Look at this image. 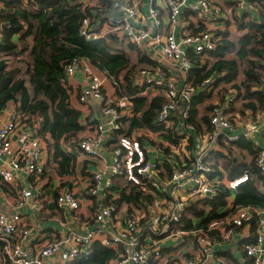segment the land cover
<instances>
[{
    "label": "built area",
    "instance_id": "built-area-1",
    "mask_svg": "<svg viewBox=\"0 0 264 264\" xmlns=\"http://www.w3.org/2000/svg\"><path fill=\"white\" fill-rule=\"evenodd\" d=\"M90 1L78 0L87 8ZM101 1L110 12L93 9L91 15H85L81 34L90 41L108 40V37L125 40L151 56L155 65L137 70L130 79L142 87L141 94L164 97L157 115L160 128H137V131L157 132L166 137L169 144L157 143L144 134H119L126 116L107 95L106 78L92 71L95 66L89 59L74 57L65 66L70 93L77 88L71 84V78L82 71L86 85L79 93V101L97 102L106 117L105 121L97 122L93 132L78 139L79 149L89 156L99 157L118 133L110 166L93 173L88 193L91 197L105 198L108 191H113L117 197L110 203L99 200L95 204L92 218L95 226L74 223L61 236L48 237L37 246H31L32 229L19 211H0V243L5 264H70L89 254L93 245L100 242L103 228L118 219L120 189L130 184L150 194L153 201L144 197L141 206H130L122 201L130 206L122 224L101 240L102 244L116 250L109 264H227L225 258L217 255L214 245L232 243L238 234L249 239L243 244L246 255L243 263L249 260L251 264H264V208L234 204L233 192L250 180L249 174L230 177L210 159L211 150L222 143L231 147L242 140L248 141L256 150L255 165L264 181V108L261 114L247 108L245 116L241 117L235 109L240 98L233 88L215 101L209 125L203 124L198 129L188 120L194 97L200 93L210 94L215 86L213 75L198 84L188 80L194 67L193 55L201 58L217 48L221 40L218 30L223 28L233 8H224L218 0H195L190 10L198 22L197 30H192L182 15L187 0H164L168 10L166 21L156 6L157 0H150L146 13L140 11L134 0ZM233 2L240 14L247 10L259 14L253 0ZM165 23L172 27L180 25V37L173 31L164 32ZM2 31L0 29V41ZM34 128L27 115L18 110L0 125V177L4 182L14 184L20 172L36 179L45 175L49 149ZM184 141L190 143L187 152L181 151ZM147 142L160 147L165 158L150 155ZM115 178L122 180L123 185L116 187ZM226 189L230 191L222 212H227L226 215L215 218L209 211L194 219L193 207L214 199ZM41 194L40 190L34 194L32 188L22 187L17 207L34 205L33 201ZM57 204L65 211L81 209L80 199L70 188L58 194ZM153 206L157 207L156 211ZM166 242H171L174 255L165 256ZM190 251L193 254L188 257Z\"/></svg>",
    "mask_w": 264,
    "mask_h": 264
},
{
    "label": "trees",
    "instance_id": "trees-1",
    "mask_svg": "<svg viewBox=\"0 0 264 264\" xmlns=\"http://www.w3.org/2000/svg\"><path fill=\"white\" fill-rule=\"evenodd\" d=\"M253 1L259 14L248 10L240 14L234 10L237 28L243 33L232 36L227 27L219 29L221 40L209 53L211 60L201 64L199 56L193 55L194 67L187 78L198 84L213 75L215 87L232 84L243 96L244 106L257 110L264 108V0ZM93 9L84 7L78 0H28L27 3L24 0H0V23L5 26L0 41V113L12 101L28 120L33 116L41 119L40 135H50L47 139L48 165L54 166L60 175L75 171L76 155L65 148L66 141L71 137L78 138L86 129L80 120L81 112L71 103L66 82L65 66L74 57L89 59L113 80L119 96L131 97L135 116L131 120L129 134L137 128H160L157 115L164 97L142 95V87L130 79L139 67L154 66L155 61L132 43L128 48L136 52L135 62L126 49L113 47L105 38L85 39L81 34L82 19L91 15ZM13 55L17 59L11 64L6 58ZM240 73L244 78L239 83ZM213 94L200 93L193 99L188 120L198 129L203 124L209 125L212 105H207L206 100ZM118 133H122L121 130ZM239 145L256 154L248 141L242 140ZM226 159L230 177L248 173L250 178L236 190L234 204L264 208V191L258 185L263 177L255 161ZM229 195L230 191L226 189L204 202L213 210L212 213L216 211L215 218L227 214L219 213L217 209L227 205ZM144 197L149 202L153 201L150 194L130 184L120 189L118 202L141 206ZM204 211L202 208L193 213L200 215ZM115 255L114 248L96 242L89 254L70 264H109ZM247 264H251L249 260Z\"/></svg>",
    "mask_w": 264,
    "mask_h": 264
},
{
    "label": "crops",
    "instance_id": "crops-1",
    "mask_svg": "<svg viewBox=\"0 0 264 264\" xmlns=\"http://www.w3.org/2000/svg\"><path fill=\"white\" fill-rule=\"evenodd\" d=\"M140 9V11L146 13L150 7V0H134ZM164 0H157L156 6L160 10V14L164 21H166L168 10L164 5ZM195 0H187L186 4L182 7V15L186 18V20L192 26V30H197V22L198 19L195 14H193L190 10V6L194 3ZM223 4L224 8L231 9L233 8L232 14H228L227 19L224 21L223 29L228 28L232 31V27L237 23L235 20L234 10L237 11L236 5L233 0H218ZM25 3L28 0H24ZM90 8L97 9L100 13H109L110 9L107 4H103L101 0H91ZM239 13V12H237ZM242 14V13H241ZM237 15V14H236ZM164 32H175L177 37H180V25L177 24L176 27H172L170 25L164 24L162 28ZM238 29V28H237ZM238 35H241L243 31H239ZM110 44L116 48H124L126 49L132 58V61L135 62L137 60V54L134 50L128 48V42L119 41V40H111L108 37ZM9 63H14L17 59L16 56H9L6 58ZM10 64V65H11ZM9 65V66H10ZM92 71L96 74H100L106 78L105 82V91L108 96H110L120 108L122 114L126 116L124 123L122 124L121 132H129V128L131 125V120L135 116L134 104L132 99H123L124 96H119L117 93L116 85L113 80L109 78L103 71H101L97 67H93ZM71 84L76 85V89H74L70 94L71 103L75 108H77L81 112V122L85 125L86 129L79 135L78 138L71 137L66 141L65 148L68 151L73 152L76 155V163H75V171L72 174L60 175L54 166H50L47 163L45 175L39 179L28 175L26 173H19L17 175V180L14 184H8L4 182L0 177V211H5L8 213L19 211L23 220L28 224V226L32 229V235L30 240L31 246H37L41 244L43 240L48 237H53L54 235L61 236L64 234V231L74 223L84 224L88 223L90 226H95L96 223L92 220L93 218V210L95 204L100 200L106 203H110L113 201L117 195L113 193V191H108L104 197H91L88 193L93 173L98 170H107L111 163V151L115 145V141L117 138L116 134L114 139L111 140L106 147L104 148L102 155L99 157H92L85 153H83L78 147V139L85 136L86 134L93 132L95 125L99 120L104 121L105 115L103 114L100 105L93 101L88 103H82L79 101V93L83 87L86 85L85 74L82 71H77L73 77L71 78ZM143 95V94H142ZM147 96V95H145ZM129 97V96H127ZM150 97V96H149ZM211 101L217 99V96L213 94L212 97L209 98ZM17 105L14 102H8L5 108L0 113V125L4 122L7 117L13 115L17 110ZM30 123L34 125V129L39 133V129L41 127V119L39 117H31ZM204 128V127H202ZM133 132V133H132ZM132 134H144L153 138L157 143L164 144L167 146L169 141L163 135L149 131V130H139L134 129ZM40 134V133H39ZM42 136V135H41ZM45 141V146L48 147L47 139H49L50 135L47 134L46 137L42 136ZM147 148L149 150L150 155H159L161 159L165 158V153L158 146L152 145V143L147 142ZM190 143L184 141L182 143L181 151L187 152ZM187 146V147H186ZM235 149L237 153H234L232 149ZM243 147L239 145V143L227 146L222 143L219 148H215L211 150L210 159L215 163V166L218 168H222V171L229 175L228 168L226 167V158L236 159L239 162L244 161V157L241 154L244 152ZM183 156H187V154H182ZM235 156V157H234ZM1 164V160H0ZM118 178L114 179V182L118 183L116 187L123 185L122 180H118ZM260 188L264 191V181L261 180L258 182ZM22 187H30L32 188L33 193L35 194L38 190L42 192L41 197L34 200V205H25L22 207H17V203L19 200V193ZM65 188L72 189L78 198L80 199L81 209L75 212L65 211L59 208L57 204L58 194ZM115 191V190H114ZM234 196L236 194V190L233 192ZM229 201V197L227 199ZM209 209H205V211L196 215L194 219L198 220V218L203 217L207 212H213V210L208 206ZM119 215L118 219L113 224L107 225L103 228L101 234L99 235V240L101 242L106 236L110 234L116 227L120 226L123 222L124 216L129 210L130 206L121 202L118 205ZM153 210H157L156 206L152 207ZM226 209L225 206L217 209L219 213H222ZM216 213V211H214ZM214 213V214H215ZM246 240H249L248 237H242L241 234L235 236L232 243H217L214 245V250L219 257H223L226 259L227 264H246L243 263V258L246 256L245 251L243 249V244ZM171 242L165 243V256L174 255L173 248L170 246ZM115 247V246H114ZM116 248V247H115ZM187 256H191L193 253L188 252ZM0 264H5L3 254L1 252V243H0Z\"/></svg>",
    "mask_w": 264,
    "mask_h": 264
},
{
    "label": "rangeland",
    "instance_id": "rangeland-1",
    "mask_svg": "<svg viewBox=\"0 0 264 264\" xmlns=\"http://www.w3.org/2000/svg\"><path fill=\"white\" fill-rule=\"evenodd\" d=\"M231 29H232V31H231L232 36H235L238 33H241L236 28V25H234ZM115 39L116 38L113 37V40H115ZM125 42L127 43V41H125ZM199 59L201 61L200 62L201 64H204L208 59L211 60V58L209 57V54H206V55H204L203 57H201ZM145 67H150V66H141L137 70H140L141 68H145ZM243 78H244L243 73H240L239 78H238V82L240 83ZM233 88L234 87H232V84H220L219 86H216V87L214 86V89L212 90L211 93H214L217 96V99L214 100V102L211 101L210 99L206 100L207 105L208 104H211L213 106L214 103H215V101L218 102L219 100H221L223 98V95L225 93H228L229 90H231ZM234 89L237 90V88H234ZM237 92H238V90H237ZM238 96H239L240 99L236 102L235 109L239 110V114L241 115V117H243V116H245V113L244 112H245V110L247 108L244 106L243 96L242 95H239V92H238ZM212 106H211V108H212ZM211 108H210V110H211ZM210 110H208V111H210ZM250 110H252L253 113H257V114H261L264 111L263 109L254 110L252 108ZM202 111H204V109H202ZM209 115H210V112H209ZM232 150L234 151V153H237V151L234 148ZM241 156H243L244 157V160L247 161L248 163H251L252 161H255V153H252L250 150H248L246 148L244 149V152L241 154ZM202 208L209 209V207L206 206L205 203L199 204V205H196L195 207H193V209L196 210V211H198V210H200Z\"/></svg>",
    "mask_w": 264,
    "mask_h": 264
},
{
    "label": "water",
    "instance_id": "water-1",
    "mask_svg": "<svg viewBox=\"0 0 264 264\" xmlns=\"http://www.w3.org/2000/svg\"><path fill=\"white\" fill-rule=\"evenodd\" d=\"M4 27H5L4 25H1L0 29L3 30ZM105 120H106V117H105L104 121H105Z\"/></svg>",
    "mask_w": 264,
    "mask_h": 264
}]
</instances>
